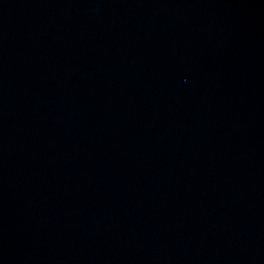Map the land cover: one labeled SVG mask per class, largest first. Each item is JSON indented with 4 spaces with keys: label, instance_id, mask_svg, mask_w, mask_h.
I'll return each instance as SVG.
<instances>
[{
    "label": "water",
    "instance_id": "water-1",
    "mask_svg": "<svg viewBox=\"0 0 264 264\" xmlns=\"http://www.w3.org/2000/svg\"><path fill=\"white\" fill-rule=\"evenodd\" d=\"M0 264H264V0H0Z\"/></svg>",
    "mask_w": 264,
    "mask_h": 264
}]
</instances>
